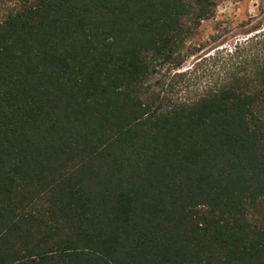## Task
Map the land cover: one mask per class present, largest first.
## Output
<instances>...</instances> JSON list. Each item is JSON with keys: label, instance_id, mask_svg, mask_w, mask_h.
<instances>
[{"label": "trees", "instance_id": "16d2710c", "mask_svg": "<svg viewBox=\"0 0 264 264\" xmlns=\"http://www.w3.org/2000/svg\"><path fill=\"white\" fill-rule=\"evenodd\" d=\"M14 1L0 264H264V24L173 99L162 73L211 57L177 72L217 0Z\"/></svg>", "mask_w": 264, "mask_h": 264}, {"label": "rangeland", "instance_id": "374dc122", "mask_svg": "<svg viewBox=\"0 0 264 264\" xmlns=\"http://www.w3.org/2000/svg\"><path fill=\"white\" fill-rule=\"evenodd\" d=\"M15 6L14 0H0V17ZM260 22L264 24V0H217L215 16L194 29V35L188 41L190 57L184 67L177 72L190 70L195 59L202 54L211 57L201 63L198 72L188 74L184 78H176L174 73H162V76H165L162 90L164 96L173 99L193 97L199 86L217 75V62L225 55L226 50L242 42L248 37L244 32ZM258 218L264 224V212L258 215Z\"/></svg>", "mask_w": 264, "mask_h": 264}]
</instances>
